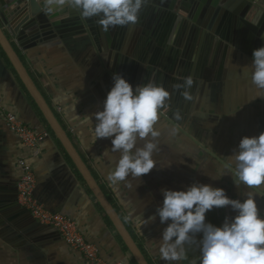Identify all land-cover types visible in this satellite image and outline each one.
Here are the masks:
<instances>
[{
    "label": "crops",
    "instance_id": "crops-1",
    "mask_svg": "<svg viewBox=\"0 0 264 264\" xmlns=\"http://www.w3.org/2000/svg\"><path fill=\"white\" fill-rule=\"evenodd\" d=\"M189 1L181 0L182 3ZM191 1L193 6L198 3V0ZM203 11L200 9L198 13L203 22H213V28L226 25L220 19L215 22V17ZM158 20L153 18L151 24L155 37L150 39L156 46V34L162 38L165 32L160 24L162 20ZM238 24V32L223 43L213 66L206 67L203 78L198 79L200 84L195 86L191 99L178 105L171 97L162 107L168 114L161 111L156 125L160 132L159 150L153 157L156 166L138 179L129 176L131 187L109 179L119 153L111 152L110 139L95 141L92 127L96 123L94 113L102 110L103 100L112 87L113 73L122 74L133 87L144 84V74L141 78L139 74L147 66H137L133 77V70L124 66V59L120 60L110 49L119 42L124 49L122 56L131 57L139 40L134 25L115 27L113 33L112 28L102 31L96 43L88 36L72 33L28 50L15 46L33 82L149 264H167L159 255L160 236L166 225L160 224L158 216L154 222L144 223L162 204L161 188L183 190L193 182H200L224 188L230 198H243L248 191L243 185L237 189L225 165L243 136L264 131V99H253L257 90L250 70L245 67L252 61L253 50L264 46V39L259 37L261 32L257 34L249 27H259L258 23L252 24L249 16ZM149 46L146 44L143 49L144 56L147 52H159L156 47L149 50ZM189 52L191 55L193 48ZM168 102L176 103L175 108L169 110ZM8 114L31 129L49 133L38 144L36 152L25 147L7 128ZM105 150H108L106 155ZM21 160L34 173V196L43 207L71 219L104 261L137 264L0 48V202L14 203L22 210L17 203ZM257 203L264 216V198L258 197ZM233 215L230 207L214 208L206 219L220 226L225 216ZM185 247L187 259L173 264H200L198 243ZM0 264L88 263L54 230L43 237L8 225L0 226Z\"/></svg>",
    "mask_w": 264,
    "mask_h": 264
},
{
    "label": "clouds",
    "instance_id": "clouds-1",
    "mask_svg": "<svg viewBox=\"0 0 264 264\" xmlns=\"http://www.w3.org/2000/svg\"><path fill=\"white\" fill-rule=\"evenodd\" d=\"M42 2L45 14L68 7L81 20L98 18L96 23L103 32H107L117 26L136 25L149 0ZM261 39H264V34ZM252 57L251 63L245 67L250 70L252 84L257 90L253 99H264V46L254 49ZM112 81L102 110L94 113L96 123L92 130L95 141L110 139L111 152L119 153L109 179L113 183L125 182L131 187L129 176L138 179L156 166L153 157L159 150L160 136L156 125L170 92L162 84L151 81L133 87L119 73H113ZM193 83L192 77L188 76L173 88L185 89L182 94L191 99L187 89ZM86 120L91 122L88 116ZM107 152L105 150V155ZM225 167L238 190L241 185L248 189L243 198H230L224 188L200 182H193L183 190L160 189L162 204L144 223L154 222L158 216L160 224L166 225L160 236L159 255L167 264L186 260L185 245L193 242L199 246L200 264H264V216L257 203L258 197L264 198V131L254 136H243ZM226 207H230L234 215L225 216L220 226L207 221L208 212Z\"/></svg>",
    "mask_w": 264,
    "mask_h": 264
},
{
    "label": "water",
    "instance_id": "water-1",
    "mask_svg": "<svg viewBox=\"0 0 264 264\" xmlns=\"http://www.w3.org/2000/svg\"><path fill=\"white\" fill-rule=\"evenodd\" d=\"M191 2V0L189 3H182L181 0H149L148 5L140 13L138 23L134 25L136 32L138 31L139 40L134 46L131 57L123 55V58L122 50L124 49L120 47L119 42L110 48L115 51L120 60L124 59L125 67L133 70V77L136 75L137 66L146 65L147 67H142L143 70L139 74L140 78L144 74V84L150 81L162 84L170 92V98L174 97L178 105L189 99L182 94L185 89L176 90L173 85L182 84L185 77L191 76L194 83L187 91L192 96L195 86L200 84L203 78L205 68L213 66L223 43L229 41L231 34L238 32L237 25L243 22V18L249 16L252 24L258 23L257 29L251 25L249 27L257 34L261 32L259 37L264 34V0H198L194 6L190 5ZM42 9V0L40 3L37 0H0V48L37 105L53 136L71 158L134 260L137 264H149L67 137L66 131L33 82L15 48L17 46L22 50H28L38 44L52 42L57 37L72 33L77 36H88L96 43L102 32L100 25L96 23L98 18L81 20L78 14L68 7L48 14H45ZM200 9H204V13L207 12L213 18L215 17V22L220 19L225 21L226 25L222 28L216 25L213 28L215 25L213 22H203L198 17ZM155 17L162 20L160 24L165 28L162 38L156 34L158 46L154 44V40L150 39L155 37L154 31L151 33V24ZM143 36L146 37L145 40ZM194 42L196 45H193ZM141 44H143L142 47ZM146 44L150 45L149 50L151 47H156L159 52L157 54L147 52L144 56L142 51ZM192 48L193 52L189 55ZM137 51L138 54H136ZM167 59L169 64L166 63ZM167 105L171 110L175 108L176 103L174 105L168 102ZM161 111L168 114L162 108ZM30 217L32 218L29 212L17 209L14 203L3 205L0 202V226L11 225L26 234L43 237L46 236V232L54 230L37 221H30Z\"/></svg>",
    "mask_w": 264,
    "mask_h": 264
},
{
    "label": "built area",
    "instance_id": "built-area-1",
    "mask_svg": "<svg viewBox=\"0 0 264 264\" xmlns=\"http://www.w3.org/2000/svg\"><path fill=\"white\" fill-rule=\"evenodd\" d=\"M6 126L13 134H16L25 147L33 149L34 152L37 151L38 144L49 137L47 131L31 129L12 114L6 116ZM19 166L22 170V176L17 186V203L29 212L34 221L54 229L71 249L83 256L88 264H118L104 261L98 249L84 239L71 219L51 213L43 207L34 196L36 180L30 165L21 160Z\"/></svg>",
    "mask_w": 264,
    "mask_h": 264
},
{
    "label": "flooded vegetation",
    "instance_id": "flooded-vegetation-1",
    "mask_svg": "<svg viewBox=\"0 0 264 264\" xmlns=\"http://www.w3.org/2000/svg\"><path fill=\"white\" fill-rule=\"evenodd\" d=\"M153 30V28H152V26H151V31ZM154 31H155V29H154Z\"/></svg>",
    "mask_w": 264,
    "mask_h": 264
}]
</instances>
